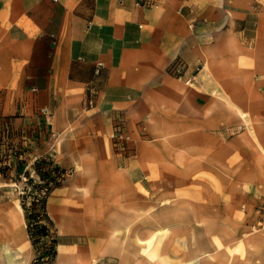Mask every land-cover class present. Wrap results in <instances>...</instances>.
Returning a JSON list of instances; mask_svg holds the SVG:
<instances>
[{"label":"rangeland","instance_id":"374dc122","mask_svg":"<svg viewBox=\"0 0 264 264\" xmlns=\"http://www.w3.org/2000/svg\"><path fill=\"white\" fill-rule=\"evenodd\" d=\"M182 12L173 104L142 119L101 134L84 104L0 97V264H264V114L243 104L264 100V0Z\"/></svg>","mask_w":264,"mask_h":264},{"label":"crops","instance_id":"0c3cea01","mask_svg":"<svg viewBox=\"0 0 264 264\" xmlns=\"http://www.w3.org/2000/svg\"><path fill=\"white\" fill-rule=\"evenodd\" d=\"M137 1L0 0V97L25 108L84 104L101 134L128 114L142 119L149 104H173L178 78L167 68L190 50L182 9L191 0ZM243 104L264 114V100Z\"/></svg>","mask_w":264,"mask_h":264},{"label":"trees","instance_id":"16d2710c","mask_svg":"<svg viewBox=\"0 0 264 264\" xmlns=\"http://www.w3.org/2000/svg\"><path fill=\"white\" fill-rule=\"evenodd\" d=\"M37 164H38V163H37ZM54 170L58 171V170H60V168H59V167H54ZM38 171H39V170H38ZM39 174L41 175L42 179H46V184H47V185H50V184H52V183H54V184H58V178H59V175H58V174L48 175V176H45V174H43L42 172H39ZM38 204L41 205V208H42V210H43V212H44V217H45V219H47L50 223H52V221L50 220V218H49V216H48V214H47V212H46V205H45V204H46V200H45V199H40V198H38V202H37L36 205H38ZM25 209L27 210V208H25ZM31 225H32V224L29 223V231L31 232L32 237L36 239L37 236L33 234V232H32V228H31ZM37 234H38V235H39V234L44 235V232L40 230V232L37 233Z\"/></svg>","mask_w":264,"mask_h":264},{"label":"built area","instance_id":"2783aa9c","mask_svg":"<svg viewBox=\"0 0 264 264\" xmlns=\"http://www.w3.org/2000/svg\"><path fill=\"white\" fill-rule=\"evenodd\" d=\"M137 4L141 7L148 8L155 4V0H138ZM116 135L120 141L126 137L125 132H123L121 128H119Z\"/></svg>","mask_w":264,"mask_h":264}]
</instances>
